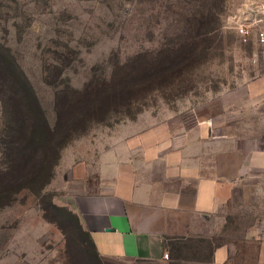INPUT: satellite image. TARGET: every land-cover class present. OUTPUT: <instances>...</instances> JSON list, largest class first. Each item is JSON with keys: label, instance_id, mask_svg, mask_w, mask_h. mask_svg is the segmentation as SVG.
Returning <instances> with one entry per match:
<instances>
[{"label": "rangeland", "instance_id": "1", "mask_svg": "<svg viewBox=\"0 0 264 264\" xmlns=\"http://www.w3.org/2000/svg\"><path fill=\"white\" fill-rule=\"evenodd\" d=\"M250 0H0V43L21 66L51 123L56 97L83 114L62 157L127 121L215 106L263 72L264 49L239 39L231 15ZM0 91V165L10 131ZM98 102L100 108L91 105ZM64 109V108H63ZM65 110V109H64ZM86 120V122H85ZM82 142V143H83ZM55 174L0 208V264H89L75 213ZM225 206L204 234L170 242L159 260L135 264H264V178ZM76 214V213H75Z\"/></svg>", "mask_w": 264, "mask_h": 264}, {"label": "crops", "instance_id": "2", "mask_svg": "<svg viewBox=\"0 0 264 264\" xmlns=\"http://www.w3.org/2000/svg\"><path fill=\"white\" fill-rule=\"evenodd\" d=\"M82 142L55 177L103 263L162 259L170 242L204 234L264 178V66L214 107L123 122ZM228 256L216 247L214 263Z\"/></svg>", "mask_w": 264, "mask_h": 264}, {"label": "trees", "instance_id": "3", "mask_svg": "<svg viewBox=\"0 0 264 264\" xmlns=\"http://www.w3.org/2000/svg\"><path fill=\"white\" fill-rule=\"evenodd\" d=\"M0 91L8 113L10 140L8 164L0 165V208L13 202L24 190L39 193L55 174L63 147L72 139L83 114L67 111L70 99L56 97V120L50 122L46 110L27 75L0 43ZM100 108L98 102L91 105ZM65 110H64V109ZM86 122V120H85ZM82 239L78 250L83 251L89 264H104L90 233L84 230L77 214L69 212Z\"/></svg>", "mask_w": 264, "mask_h": 264}, {"label": "built area", "instance_id": "4", "mask_svg": "<svg viewBox=\"0 0 264 264\" xmlns=\"http://www.w3.org/2000/svg\"><path fill=\"white\" fill-rule=\"evenodd\" d=\"M231 18L232 27L242 42L250 43L255 36L257 43L264 44V0H250ZM212 122V119L208 120L209 124Z\"/></svg>", "mask_w": 264, "mask_h": 264}]
</instances>
